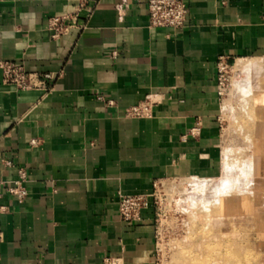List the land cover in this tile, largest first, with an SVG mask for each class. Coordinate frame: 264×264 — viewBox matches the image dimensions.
Listing matches in <instances>:
<instances>
[{
	"label": "crops",
	"instance_id": "crops-1",
	"mask_svg": "<svg viewBox=\"0 0 264 264\" xmlns=\"http://www.w3.org/2000/svg\"><path fill=\"white\" fill-rule=\"evenodd\" d=\"M186 1L172 30L149 26L148 0H0V62L62 72L44 98L0 70V264L155 263L152 200L126 223L120 195L150 196L173 171L212 176L218 62L264 57V0ZM82 3H97L87 28L54 40L48 20ZM141 105L153 116L126 115ZM20 171L23 203L7 191Z\"/></svg>",
	"mask_w": 264,
	"mask_h": 264
},
{
	"label": "rangeland",
	"instance_id": "rangeland-1",
	"mask_svg": "<svg viewBox=\"0 0 264 264\" xmlns=\"http://www.w3.org/2000/svg\"><path fill=\"white\" fill-rule=\"evenodd\" d=\"M240 63L257 69L240 70ZM225 65L217 168L210 177L173 171L155 184L154 264H264V57ZM243 83L258 84L260 93L244 94ZM141 108L143 118L153 116L151 105ZM227 167L233 185L219 191Z\"/></svg>",
	"mask_w": 264,
	"mask_h": 264
},
{
	"label": "built area",
	"instance_id": "built-area-1",
	"mask_svg": "<svg viewBox=\"0 0 264 264\" xmlns=\"http://www.w3.org/2000/svg\"><path fill=\"white\" fill-rule=\"evenodd\" d=\"M96 4L82 3L73 13L51 17L48 20V30L51 32L52 38L58 40L68 35L74 29L84 31L87 28L85 21L91 16ZM86 7L89 14L85 19H81L80 13ZM148 15L149 26L151 28L178 30L186 25L189 17V8L186 0H148ZM112 55L113 58H116L118 53L114 51ZM217 67L218 80L221 81V72L227 68L225 61L220 59ZM0 70L4 85L14 87L17 91H40L43 93L44 98H47L54 92L55 84L62 78V72L29 73L23 64L9 61H1ZM142 110L147 111V108H141V106L132 107L126 112V115L131 118H143ZM196 131L198 129L190 131V135L195 136ZM31 145H37V141H32ZM26 178V173L20 171L18 179L7 187L8 193L19 203H23L28 196L25 188ZM0 186H4V183H0ZM153 197L154 193L150 196L120 195L119 215L121 220L126 223L139 222L142 212L148 208L150 198ZM105 264H118V262L116 260L106 259Z\"/></svg>",
	"mask_w": 264,
	"mask_h": 264
},
{
	"label": "bare ground",
	"instance_id": "bare-ground-1",
	"mask_svg": "<svg viewBox=\"0 0 264 264\" xmlns=\"http://www.w3.org/2000/svg\"><path fill=\"white\" fill-rule=\"evenodd\" d=\"M240 66V70H244V71H249V72H253L254 70H256L257 69V67H256V65L255 66H247V68H245V66H244V64L243 63H240L239 64ZM257 83V82H256ZM255 83V84H256ZM241 85V84H240ZM244 87H242V86H239L240 88H243V92H244V94H248V93H254V94H258V93H260V91H261V89H260V87H259V85H258V87H256L257 85H255V87L253 86L252 87V89L253 90H251V89H249L248 88V86H247V84L246 85H244V83L242 84ZM239 88V89H240ZM241 90V89H240ZM246 91V92H245ZM226 169V171H227V176L219 183V185H218V190L219 191H222V190H227L228 188H229V186L230 185H233V184H231L232 183V181H233V179H232V177L229 175V173L231 174L232 172H230V171H232V169H231V167H227V168H225ZM226 173V172H225ZM215 193V192H214ZM213 193V194H214ZM218 193H216L215 194V196L217 195ZM211 197V196H210Z\"/></svg>",
	"mask_w": 264,
	"mask_h": 264
}]
</instances>
